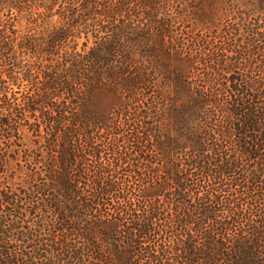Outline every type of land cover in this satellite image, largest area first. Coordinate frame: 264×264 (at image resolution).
I'll use <instances>...</instances> for the list:
<instances>
[{
	"label": "trees",
	"instance_id": "trees-1",
	"mask_svg": "<svg viewBox=\"0 0 264 264\" xmlns=\"http://www.w3.org/2000/svg\"><path fill=\"white\" fill-rule=\"evenodd\" d=\"M0 67V264H264V0H0Z\"/></svg>",
	"mask_w": 264,
	"mask_h": 264
},
{
	"label": "rangeland",
	"instance_id": "rangeland-1",
	"mask_svg": "<svg viewBox=\"0 0 264 264\" xmlns=\"http://www.w3.org/2000/svg\"><path fill=\"white\" fill-rule=\"evenodd\" d=\"M48 21L50 25H54L58 21V17L54 16L53 18L48 19ZM28 27L29 25L27 24V22L21 20L18 23H16L15 28L19 31L20 34H25L27 32ZM194 52H198V51L195 50ZM25 58L30 59L27 56H25ZM1 69L2 67H0V71ZM10 89H11L10 94H12L14 97H19L21 95V92L25 90V87L20 86V88H18L17 86H10ZM92 103L94 107H96L99 111L108 112L111 110V108L114 107L116 103V99L110 94L108 95L107 93H100L94 96V98L92 99ZM130 129H132V127ZM33 140H35V138H33V134L31 132L26 131L24 136V142L27 144V146L33 147L34 146ZM108 157L112 159L111 155H108ZM22 165H25V163L22 162ZM113 202H116L114 198H113Z\"/></svg>",
	"mask_w": 264,
	"mask_h": 264
}]
</instances>
